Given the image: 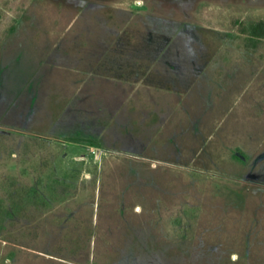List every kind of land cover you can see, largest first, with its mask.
<instances>
[{
	"label": "rangeland",
	"instance_id": "rangeland-1",
	"mask_svg": "<svg viewBox=\"0 0 264 264\" xmlns=\"http://www.w3.org/2000/svg\"><path fill=\"white\" fill-rule=\"evenodd\" d=\"M264 0H0V264H264Z\"/></svg>",
	"mask_w": 264,
	"mask_h": 264
},
{
	"label": "trees",
	"instance_id": "trees-1",
	"mask_svg": "<svg viewBox=\"0 0 264 264\" xmlns=\"http://www.w3.org/2000/svg\"><path fill=\"white\" fill-rule=\"evenodd\" d=\"M252 38L264 39V21L254 24L250 29Z\"/></svg>",
	"mask_w": 264,
	"mask_h": 264
}]
</instances>
